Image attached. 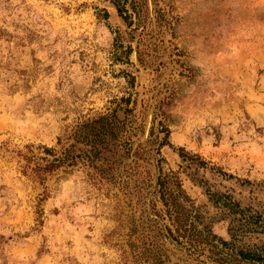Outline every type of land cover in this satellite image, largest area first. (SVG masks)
<instances>
[{
	"label": "rangeland",
	"instance_id": "obj_1",
	"mask_svg": "<svg viewBox=\"0 0 264 264\" xmlns=\"http://www.w3.org/2000/svg\"><path fill=\"white\" fill-rule=\"evenodd\" d=\"M133 1L128 24L110 0H0V264H264L178 243L157 186L175 172L230 241L182 147L264 208V0Z\"/></svg>",
	"mask_w": 264,
	"mask_h": 264
},
{
	"label": "trees",
	"instance_id": "obj_2",
	"mask_svg": "<svg viewBox=\"0 0 264 264\" xmlns=\"http://www.w3.org/2000/svg\"><path fill=\"white\" fill-rule=\"evenodd\" d=\"M117 9L120 16L130 24L132 22L131 15L127 13L126 4L128 0H110ZM131 8L136 9L132 0ZM133 10V11H134ZM137 14V12H136ZM138 15V14H137ZM105 117H100L94 120L93 123L103 121ZM104 125L96 129L92 127L91 132L96 136L107 134V129L102 130ZM90 131V129L88 130ZM106 131V132H105ZM88 134V132H87ZM96 140L92 146H95ZM179 156L182 160L181 168L186 172V175L192 182L198 186L205 187L206 194L209 200L215 205L222 208L229 217L230 241H225L213 234L210 223L205 222L203 218L196 214L194 205L191 199L182 188V182L179 176L171 171L168 174L160 173L157 178L158 192L164 206L167 207V212L174 226V231L168 228L169 235L178 242L179 237L187 238L189 243L201 242L212 244L217 242L223 247H231L235 250L239 260L245 262H264V241L261 244H237L241 238L250 234H264V208L255 209L250 204L242 206L239 201L234 200L231 196L222 194L218 191L211 190L207 181L200 174L201 169H206L207 162L204 161L198 154H190L182 147L177 148ZM58 160L47 163L42 169L43 172H51L59 167ZM221 175L227 178L234 176L220 171ZM202 225L198 229L197 225ZM181 244V242H178Z\"/></svg>",
	"mask_w": 264,
	"mask_h": 264
}]
</instances>
